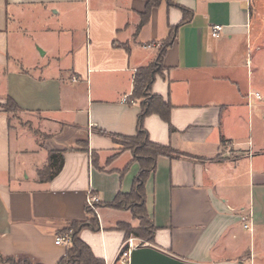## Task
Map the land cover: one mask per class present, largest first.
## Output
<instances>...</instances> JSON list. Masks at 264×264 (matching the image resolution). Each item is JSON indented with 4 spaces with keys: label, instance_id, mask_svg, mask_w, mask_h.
<instances>
[{
    "label": "crops",
    "instance_id": "0c3cea01",
    "mask_svg": "<svg viewBox=\"0 0 264 264\" xmlns=\"http://www.w3.org/2000/svg\"><path fill=\"white\" fill-rule=\"evenodd\" d=\"M176 3L193 16L179 27L151 89L171 104L170 121L157 114L144 120L150 141L173 154L158 158L146 182V209L157 229L148 246L192 264L238 263L244 256L264 264V248L255 246L264 242V0ZM146 5L0 0L3 257L57 264L68 247L56 245V237L87 218L90 197L105 205L131 192L141 165L119 140L138 131L134 77L183 21L182 10L163 1L140 27ZM49 14L65 28L66 50L42 47L52 61L36 53L25 67V56L11 46L10 21ZM214 25L224 27L218 39ZM256 93L260 99L250 96ZM8 98L37 132L11 126L2 105ZM41 135L46 142L39 148ZM53 152L63 154L64 166L48 180ZM96 214L100 230L84 229L80 238L96 258L117 264L129 239L119 225L139 222L126 210L100 207Z\"/></svg>",
    "mask_w": 264,
    "mask_h": 264
},
{
    "label": "trees",
    "instance_id": "16d2710c",
    "mask_svg": "<svg viewBox=\"0 0 264 264\" xmlns=\"http://www.w3.org/2000/svg\"><path fill=\"white\" fill-rule=\"evenodd\" d=\"M146 11L141 15L140 27L147 24L150 19L152 10L159 7L163 1L169 6H176L183 12V21L180 25L171 29L169 37L163 41L164 46L159 50L158 57L155 62L145 68L137 71L134 77L133 95L134 99L141 101V111L138 117V131L135 137L125 138L128 145L124 146L125 150L131 151L134 161L141 165V171L134 179L130 193H119L115 199L108 204L101 205L97 203V207H107L115 210L130 211L133 219L139 222L138 227H133L131 224H120L119 229L123 230L126 237L135 236L153 244L156 234V227L149 217L146 209V182L148 177L155 172L157 160L159 157L173 158L172 151L165 146L152 143L149 135L144 128V120L150 114H157L165 121H170V112L172 106L165 102L162 97L152 94V85L156 76L163 71V60L168 48L173 43L177 31L180 26L190 22L192 12L180 7L176 1L170 0H146ZM7 103L10 108L17 110L18 106L13 99L8 98ZM173 132L174 129L170 127ZM64 166V156L62 153L53 152L49 158V173L48 180L54 179ZM95 208V205H94ZM87 218L81 221H74L68 229L63 231L64 235L69 238L66 255L57 264H105L103 260L96 258L90 247L81 240L80 233L84 229H89L93 232L100 230L99 221L96 212L91 210V207H86ZM18 262V263H15ZM1 264H37L29 258L16 261L15 258L3 257L0 255Z\"/></svg>",
    "mask_w": 264,
    "mask_h": 264
},
{
    "label": "rangeland",
    "instance_id": "374dc122",
    "mask_svg": "<svg viewBox=\"0 0 264 264\" xmlns=\"http://www.w3.org/2000/svg\"><path fill=\"white\" fill-rule=\"evenodd\" d=\"M170 1L174 3V0H170ZM55 18L56 17L49 14L48 18L45 15H42V16L40 15L39 18H36V17L27 18L21 22H15L12 20L10 21L9 28L11 32V46L14 49L20 51V53L25 56V61L24 63H22L23 66L26 67L29 63H31V58L36 53L42 56L43 60L51 62L53 58L52 55L51 54H48L47 56L42 55L40 51L42 47L44 48L52 47V48L57 49L59 52H62V51L64 52L66 50L65 48L67 47V44L62 43L61 41L63 40V42H66L68 40L66 31L64 30L65 28L61 26V24L58 23ZM49 29L51 30V33H48ZM163 46H164L163 42L159 43L158 52ZM65 55L66 54H63V53L59 54L58 55L60 57L59 59L63 61ZM4 102L5 103L2 105L9 112L8 114L10 118V124L12 127H22V128L27 129L28 131L33 130L37 132V127L35 125L34 127H29L28 125L29 122L26 116H22L20 112L16 111L15 109L10 108L7 103V99ZM30 139L32 138H28L25 141L28 147H31L32 145V143H30ZM39 139L42 141L41 142L42 144L38 147L41 148L45 146L46 141H45V137H43L42 135L39 136ZM119 143L122 144V146L128 145V141L125 139L119 140ZM122 149H124V147ZM48 173L45 175H48ZM96 204H95V209L91 208V210L94 212H96V209L98 208ZM69 226L67 228H64V230L68 229ZM133 237L138 239L137 243L141 244L140 246L149 245L147 241L141 238H137L135 236ZM255 246H256V249L261 250L262 246L264 248V242L262 243V245H260V243L257 242ZM249 258L250 257L244 256L239 261H244L245 264H251V263L255 264L254 262L250 261ZM19 260L20 259H16V261H19ZM15 263H18V262H15Z\"/></svg>",
    "mask_w": 264,
    "mask_h": 264
},
{
    "label": "built area",
    "instance_id": "2783aa9c",
    "mask_svg": "<svg viewBox=\"0 0 264 264\" xmlns=\"http://www.w3.org/2000/svg\"><path fill=\"white\" fill-rule=\"evenodd\" d=\"M223 29L224 27L221 25H214L212 27V31H211V35L213 38L218 39L221 37V34L223 33ZM250 96H254L257 99H260V94L256 93V94H251ZM99 200L95 197H90L87 200V204L89 207L94 208V205L96 203H98ZM138 242V239L134 238L133 236L129 237V239H127L123 246L121 247L118 257H117V264H130V260H131V254L132 251L136 248V247H141ZM56 245H64V246H68L69 245V238L66 235H60L56 237L55 240ZM142 246H146V245H142ZM253 264V263H251Z\"/></svg>",
    "mask_w": 264,
    "mask_h": 264
},
{
    "label": "water",
    "instance_id": "95a60500",
    "mask_svg": "<svg viewBox=\"0 0 264 264\" xmlns=\"http://www.w3.org/2000/svg\"><path fill=\"white\" fill-rule=\"evenodd\" d=\"M41 51V50H40ZM43 54V51H41ZM130 264H192L181 259L165 254L154 247L141 246L136 247L131 254ZM220 264H245L244 261L238 263H220Z\"/></svg>",
    "mask_w": 264,
    "mask_h": 264
}]
</instances>
